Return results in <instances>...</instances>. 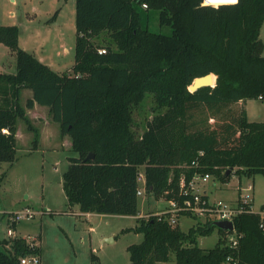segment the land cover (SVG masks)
Masks as SVG:
<instances>
[{
  "label": "trees",
  "instance_id": "16d2710c",
  "mask_svg": "<svg viewBox=\"0 0 264 264\" xmlns=\"http://www.w3.org/2000/svg\"><path fill=\"white\" fill-rule=\"evenodd\" d=\"M263 23L264 0L217 7L202 0H76L75 63L67 72L20 47L19 25H0V44L17 58L15 72H0V169L17 160L19 119L34 132L32 149L38 148L39 130L26 108L46 106L78 154L63 175L70 210L137 218L131 229L144 238L128 247L129 264L167 262L171 253L177 264H264L260 212L246 207L234 218L239 240L232 247L228 231L214 221L197 220L184 231L170 222L169 211L140 216L138 207L142 166L147 192L179 205L194 201L192 192H181L183 174L188 180L198 170L222 182L233 174H264V120L251 121L236 108L241 101H264ZM106 32L116 47L96 42ZM209 73L214 86L189 89ZM26 88L33 96L25 108L20 97ZM143 93L154 94L158 112L138 134L129 105ZM4 177L0 172V184ZM181 215L197 218L190 211ZM215 229V246H199L198 238ZM10 242L0 250V264H20L21 256L41 252L24 237Z\"/></svg>",
  "mask_w": 264,
  "mask_h": 264
},
{
  "label": "rangeland",
  "instance_id": "374dc122",
  "mask_svg": "<svg viewBox=\"0 0 264 264\" xmlns=\"http://www.w3.org/2000/svg\"><path fill=\"white\" fill-rule=\"evenodd\" d=\"M75 19L76 0H0V25H19V46L37 57L45 56L47 64L56 71H70L75 63ZM152 27L157 31L160 29L157 20L153 21ZM261 31L264 42V24ZM96 42L116 47L110 32L104 33ZM16 68V52L0 44V72L10 73ZM27 97L25 91L20 97L21 105L25 108ZM236 108L245 109L251 121L264 120V101L260 99L241 101ZM129 110L134 130L138 134L143 133L147 121L158 112L154 94L143 93L129 105ZM28 116L35 126H42L44 118L47 119L52 131L51 143L59 146V149H32L34 132L28 129L25 120H18L20 136L17 160L13 164L2 163L0 169L1 174L5 175L0 184V250L11 248L13 237L8 235L7 230L13 226L15 236H40L42 264H129L128 247L140 243L144 238L142 233L131 229L136 226L137 218L97 213L87 217L80 216L79 212L73 213L62 182L70 164L69 158L78 154L72 150L67 135L66 147L61 146L59 125L48 115V108ZM139 180L142 195L139 196L138 207L141 213L165 210L168 204L166 199H156L147 192L143 166ZM249 184L254 185L253 191L249 189L254 210L264 211V174H233L224 182L212 175L199 188L200 191L206 190L211 201L222 199L235 203L239 192H248ZM24 207L35 211V218L21 220L16 226L10 225L9 211ZM197 220L203 219L185 216L180 227L187 231ZM199 238V246L211 248L217 243L219 233L215 229L211 234ZM157 264H177L174 253H171L170 261Z\"/></svg>",
  "mask_w": 264,
  "mask_h": 264
},
{
  "label": "built area",
  "instance_id": "2783aa9c",
  "mask_svg": "<svg viewBox=\"0 0 264 264\" xmlns=\"http://www.w3.org/2000/svg\"><path fill=\"white\" fill-rule=\"evenodd\" d=\"M238 0H202L203 5L210 6H219L222 4H233ZM146 6V5H144ZM100 53L106 52L104 48L99 50ZM194 166H198V163L193 161ZM212 177L209 173H202L196 170L191 178L187 180V176L183 174L180 178V188L183 194H188L192 192L194 197V201L185 200L183 205H179L176 201H170V208L167 210L170 212L171 216L169 220L171 223L175 224L178 221L179 213L190 211L192 215L198 216L202 218V221H217V220H227L231 221L234 224V218L242 213L246 207L250 208V210H254L252 204V197L250 195V191L253 189V185L249 184L248 192L242 194L240 192L238 194V199L235 203H230L228 201L218 199L215 201L209 200V198L204 199L203 195L207 193L205 191H200L199 186L202 183L207 182ZM250 189V191H249ZM255 211V210H254ZM161 214V213H159ZM35 211H33L30 207H24L19 210L9 211L8 219L10 221V225L16 226L21 220L24 219H34ZM260 227L264 230V212H260ZM7 233L11 237L15 236V231L13 226H10L7 230ZM27 242L31 249L35 250L36 247H39L40 241L38 237L29 235L27 238ZM227 243L232 247H236L238 245L239 234L235 229L232 231H228L226 235ZM40 248V247H39ZM20 264H42L41 253L36 251H31V253L20 257Z\"/></svg>",
  "mask_w": 264,
  "mask_h": 264
},
{
  "label": "crops",
  "instance_id": "0c3cea01",
  "mask_svg": "<svg viewBox=\"0 0 264 264\" xmlns=\"http://www.w3.org/2000/svg\"><path fill=\"white\" fill-rule=\"evenodd\" d=\"M264 24V23H263ZM263 27V26H262ZM262 29V28H261ZM262 32V31H261ZM21 35V34H20ZM19 43H20V39H19ZM2 45V44H1ZM41 61H43V62H45L46 64H47V59L45 58V56H39L38 57ZM13 72H15V71H13ZM60 72V71H59ZM27 92V94H28V97H27V100L29 99V98H32V96H33V92H32V90L31 89H23L22 90V92H21V94L23 93V92ZM42 108H48V107H46V106H42V105H39V104H37V103H35V105L32 107V108H26V114H27V116H28V114H32V112L33 113H36L38 110H40V109H42ZM48 115L50 116V114H49V108H48ZM29 117V116H28ZM30 119V118H29ZM45 119V122H44V120H43V122L41 123V124H43L42 126L40 125V126H35L33 123V125L35 126V127H37L38 128V130H39V143H38V148L37 149H39V148H44L45 150H51V151H53V150H57V149H59V146H53V144L51 143V139H52V136H51V134H50V132H52L51 130H50V127L48 126L50 123L47 121V119L46 118H44ZM30 121L32 122V120L30 119ZM20 130H19V126H18V130H17V138H19V134H20V132H19ZM50 134V135H49ZM35 136V135H34ZM61 138V139H60ZM34 139V138H33ZM59 139H60V141H61V146H63V147H66V142H67V140H68V137H66V136H64V137H62V136H60L59 137ZM69 139H70V137H69ZM71 140V139H70ZM69 140V143H71V141ZM33 142V141H32ZM55 145V144H54ZM254 186V185H253ZM253 190H254V187H253ZM252 190V191H253ZM205 192H206V190H205ZM207 193V192H206ZM240 193V192H239ZM140 195H142V192H141V194ZM139 195V196H140ZM207 196H208V198H209V195L207 194ZM210 200V199H209ZM156 201H158V200H156ZM158 202H160V201H158ZM168 203V202H167ZM170 208V206H169V203L167 204V206H166V208H165V210H163V211H161V212H158V211H156V212H153V213H163V212H165V211H167L168 209ZM254 208V207H253ZM74 210H75V212H79V214H80V216H91V215H93L94 213H91V212H86V213H83V212H81L79 209H78V207L77 206H75L74 208H73ZM150 210H151V208H149ZM148 209V210H149ZM14 211V210H13ZM256 211V210H255ZM147 212L148 211H146V212H142L141 213V211H140V216H146V215H148L147 214ZM260 212H264V211H260ZM151 214V213H150ZM190 217V216H188V215H181L179 218H178V222H179V224L181 223V220L184 218V217ZM193 218V217H192ZM196 223V222H195ZM195 223H193V225L195 224ZM192 226V225H191ZM190 226V227H191ZM200 238H198V240H199Z\"/></svg>",
  "mask_w": 264,
  "mask_h": 264
},
{
  "label": "water",
  "instance_id": "95a60500",
  "mask_svg": "<svg viewBox=\"0 0 264 264\" xmlns=\"http://www.w3.org/2000/svg\"><path fill=\"white\" fill-rule=\"evenodd\" d=\"M212 75L213 73H209V74L195 78L194 82L189 86V89L191 91H195L202 86H214L216 83L212 84ZM216 81H217V76H216ZM93 156H94L93 154H89L86 158L88 159ZM227 173H230V169L227 171ZM139 194H141V191L139 192ZM214 224L218 228L223 229V230L232 231L234 229V224L231 221L217 220V221H214Z\"/></svg>",
  "mask_w": 264,
  "mask_h": 264
}]
</instances>
